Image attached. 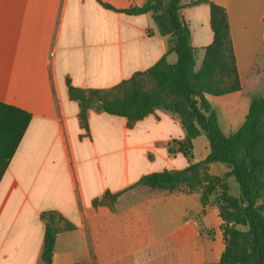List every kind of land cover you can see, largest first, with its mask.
Returning <instances> with one entry per match:
<instances>
[{"label": "crops", "instance_id": "crops-1", "mask_svg": "<svg viewBox=\"0 0 264 264\" xmlns=\"http://www.w3.org/2000/svg\"><path fill=\"white\" fill-rule=\"evenodd\" d=\"M146 1L0 0V264H43L41 214L51 210L74 226L59 232L52 264H219L225 241L218 194L204 205L199 192L184 187L138 185L145 175L205 159V134L185 156L181 119L162 109L132 126L89 109L86 129L69 96V84L110 89L163 57L177 62L170 36L159 34L150 13L123 12ZM195 1L181 0V14L199 70L214 33L209 3ZM208 1L227 11L242 86L207 96L229 136L252 99L264 96V0ZM226 167L213 163L209 172L222 177ZM107 194L118 196L94 204Z\"/></svg>", "mask_w": 264, "mask_h": 264}, {"label": "trees", "instance_id": "trees-1", "mask_svg": "<svg viewBox=\"0 0 264 264\" xmlns=\"http://www.w3.org/2000/svg\"><path fill=\"white\" fill-rule=\"evenodd\" d=\"M211 10L212 44L205 48L199 70L191 32L181 14V0H147L142 6L123 10L130 15L150 13L161 36H170L169 53H175V64L163 57L144 72L110 89H80L69 84V96L79 103L80 122L88 128L89 109L124 117L129 126L162 109L179 116L186 137L180 151L190 156L194 140L203 132L209 141L207 157L181 170H164L143 176L138 185L150 189L174 191L180 187L199 192L205 205L213 194L222 219L225 249L219 264H264V96L252 99L243 125L232 135H225L207 96H222L240 91L241 81L236 65L227 11L208 0ZM106 8L113 9L104 4ZM222 163L230 168L225 177H234L240 195L234 198L224 178L211 175L210 165ZM220 189V194L217 193ZM116 195H105L95 205L113 203ZM45 223L43 264H52L59 232L74 226L59 212L41 214Z\"/></svg>", "mask_w": 264, "mask_h": 264}, {"label": "rangeland", "instance_id": "rangeland-1", "mask_svg": "<svg viewBox=\"0 0 264 264\" xmlns=\"http://www.w3.org/2000/svg\"><path fill=\"white\" fill-rule=\"evenodd\" d=\"M198 67H199V62L196 61V70L198 69ZM259 93L264 94V86H262L260 88ZM224 133L225 134L227 133L226 130L224 131ZM202 144H203V142L200 141L199 142V146H201ZM262 148H264V142H262L260 144L259 149H258V151H259L258 153H260ZM191 154H192V152L190 153V156H191ZM217 166H221L222 168H227L226 165L220 164V163H217ZM213 173H215V174L217 173L218 174V173H221V172H219L218 169L216 168V169L213 170ZM225 175L222 176L221 178H224V184L229 189V195L234 197V198H238L239 195H240L239 184L237 183V181L235 180L234 177L229 178V176L225 177ZM217 193L220 194V189H218Z\"/></svg>", "mask_w": 264, "mask_h": 264}]
</instances>
